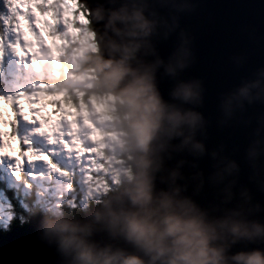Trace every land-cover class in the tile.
<instances>
[{
    "label": "clouds",
    "instance_id": "1",
    "mask_svg": "<svg viewBox=\"0 0 264 264\" xmlns=\"http://www.w3.org/2000/svg\"><path fill=\"white\" fill-rule=\"evenodd\" d=\"M194 8L190 0H115L98 9L100 21L117 37L119 55L103 60L83 52L80 62L94 71V90L115 99L113 123L126 171L117 190L87 218L42 213V235L55 244L63 264H264V220L258 218L264 205L238 184L240 165L223 144L206 151L210 120L199 110L205 88L198 78H180L194 62L185 30L166 58L156 47L161 35L167 39L179 28L180 14ZM232 59L237 67L245 61ZM158 74L172 81L167 98ZM253 104H264V66L220 93L217 126L230 125ZM206 154L207 176L198 164ZM244 159L249 180L264 192V113L256 117ZM185 165L190 174L182 171ZM206 183L213 190L207 207L193 198ZM238 244L244 247L233 252Z\"/></svg>",
    "mask_w": 264,
    "mask_h": 264
},
{
    "label": "water",
    "instance_id": "2",
    "mask_svg": "<svg viewBox=\"0 0 264 264\" xmlns=\"http://www.w3.org/2000/svg\"><path fill=\"white\" fill-rule=\"evenodd\" d=\"M87 10L90 30L97 47L95 56L98 59H115L119 53L114 45L117 37L105 27L99 19L98 9L108 7L115 0H80ZM195 5L191 12L180 14L179 28L170 33L167 39L163 36L156 40L159 54L166 58L178 43V33L184 29L190 40L194 62L185 69L180 78H198L205 88L204 105L199 110L210 120L208 138L205 141L206 151L223 144L225 154L237 161L241 171L239 185L247 186L253 200L264 205V192L257 190L249 180L250 169L244 159L245 148L252 138L256 127V117L264 113V104H253L239 114L237 119L226 127H218L217 103L220 93L237 86L242 79L249 77L257 68L264 66V0H190ZM243 56L244 63L237 67L233 57ZM94 72V71H93ZM95 75V73H94ZM96 78V76H95ZM159 88L165 98L172 81L158 74ZM8 91V89H7ZM245 121H249L245 123ZM177 156L168 161V166L175 165ZM192 160V157H185ZM199 169L205 176L211 171V160L205 155L198 161ZM182 171L187 175L193 171L185 165ZM189 194H192L191 185ZM202 206L207 207L213 200V190L206 183L202 192L193 197ZM100 204L78 218L85 219ZM264 220V212L258 214ZM42 213H33L23 224H15L9 230L0 232V264H63L55 244L49 243L42 235L40 222ZM98 239H106L103 234ZM249 244L247 247H256ZM244 245H236L233 252Z\"/></svg>",
    "mask_w": 264,
    "mask_h": 264
},
{
    "label": "snow or ice",
    "instance_id": "3",
    "mask_svg": "<svg viewBox=\"0 0 264 264\" xmlns=\"http://www.w3.org/2000/svg\"><path fill=\"white\" fill-rule=\"evenodd\" d=\"M0 4L4 6L0 11V78L10 54L26 81L14 91L0 92V163L7 162L17 179L25 163L36 161L53 172L70 174L58 168L49 154L33 149L26 136L17 134L22 119L34 125L33 132L46 137L49 145L73 154L79 170L87 171L96 155L92 101L79 86L76 72L69 69L73 49L87 38L86 9L80 0H0ZM44 16L50 19L42 20ZM42 32L51 38L50 44ZM49 106L50 112L46 111Z\"/></svg>",
    "mask_w": 264,
    "mask_h": 264
},
{
    "label": "rangeland",
    "instance_id": "4",
    "mask_svg": "<svg viewBox=\"0 0 264 264\" xmlns=\"http://www.w3.org/2000/svg\"><path fill=\"white\" fill-rule=\"evenodd\" d=\"M33 11H36L35 8ZM40 18L50 19L47 16ZM41 35L47 43L52 42L46 33L42 32ZM92 40L93 34L87 30V38L82 41L81 45H77V49H73L74 59L69 65V69L76 72V78L80 82L79 86L85 92L91 87L95 76L81 66L80 54L95 52V44ZM25 82L23 69L16 68L9 54L6 57L5 75L0 78V92L14 91L18 85ZM109 95L112 97L111 94ZM92 109L96 124L93 137L95 141L93 150L96 155L87 171L79 170L78 162L73 154L65 153L59 145H49L46 137L35 134L34 125L22 119L18 120L17 134L22 138L26 136L31 141L33 149L49 154L50 159L58 168L65 169L70 174L61 175L53 172L42 161H36L32 165L25 163L23 172L17 179L13 176L7 162L0 163V228L8 224L12 215L13 207H11L9 195L17 199L19 207L27 212L37 209L40 213H50L63 212L64 207L66 209L79 208L81 210L76 214L79 216L80 213H86L92 207L102 204L104 197L110 191L116 190L122 174L126 171V164L121 158L120 133L113 123V115L110 114L113 113L114 103L110 97L107 100H93ZM5 110L7 111L6 108ZM46 111L50 112L51 106ZM85 143L86 146L92 147L87 141Z\"/></svg>",
    "mask_w": 264,
    "mask_h": 264
},
{
    "label": "trees",
    "instance_id": "5",
    "mask_svg": "<svg viewBox=\"0 0 264 264\" xmlns=\"http://www.w3.org/2000/svg\"><path fill=\"white\" fill-rule=\"evenodd\" d=\"M3 4H0V11L3 10ZM88 30H90V26L88 25ZM93 34V33H92ZM94 40V38H93ZM92 40V41H93ZM94 44H95V41H94ZM95 52H96V44H95ZM95 52L93 53L95 55ZM86 70V69H85ZM87 72H89L91 75H94V72L92 70H87ZM95 76V75H94ZM96 78L93 77V81L95 80ZM93 81H92V84H91V87L89 89L86 90V92L89 94V97L91 99V101H97L99 99H106L108 97L111 98V100L113 101V103L115 104V99L114 97L110 96L109 94L107 93H101V92H98L96 90H94L93 88ZM93 97H97V98H93ZM114 111V109H113ZM111 115H113V113H110ZM114 117V116H113ZM115 119V117H114ZM121 158L123 159L124 163L126 164V159L123 155V153L121 152ZM119 186V185H118ZM118 186L116 187V190L118 188ZM14 189V188H13ZM14 192V190H12ZM18 192V190H16ZM115 190L113 191H110L105 197H104V200L102 202H104L108 196H110L111 193H113ZM7 192V191H6ZM9 201L11 203V207H13V210H12V215L10 216V219L8 220V224L4 227V228H0V232H5L7 230H9L13 225L15 224H23L26 220H27V217L32 214V213H40L39 210L37 209H34L33 211H30V212H27L25 211V209L23 210L22 208L19 207V204H18V200L13 198L11 195H9ZM90 205V204H89ZM91 206V205H90ZM89 206V207H90ZM88 207V208H89ZM81 209L79 208H72V209H66L64 207V211L63 212H71L73 213L74 215L78 214L80 212Z\"/></svg>",
    "mask_w": 264,
    "mask_h": 264
},
{
    "label": "bare ground",
    "instance_id": "6",
    "mask_svg": "<svg viewBox=\"0 0 264 264\" xmlns=\"http://www.w3.org/2000/svg\"><path fill=\"white\" fill-rule=\"evenodd\" d=\"M92 32V31H91ZM96 52H97V47H96ZM96 52H95V54H96Z\"/></svg>",
    "mask_w": 264,
    "mask_h": 264
}]
</instances>
